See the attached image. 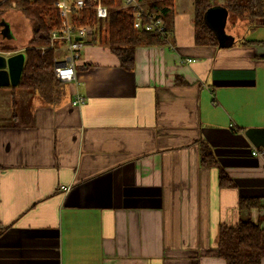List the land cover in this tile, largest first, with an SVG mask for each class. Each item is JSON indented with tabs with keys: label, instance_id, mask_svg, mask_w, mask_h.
I'll return each instance as SVG.
<instances>
[{
	"label": "crops",
	"instance_id": "0c3cea01",
	"mask_svg": "<svg viewBox=\"0 0 264 264\" xmlns=\"http://www.w3.org/2000/svg\"><path fill=\"white\" fill-rule=\"evenodd\" d=\"M186 1L133 70L88 39L78 82L0 86V264H229L221 228L264 219V18L197 44Z\"/></svg>",
	"mask_w": 264,
	"mask_h": 264
},
{
	"label": "trees",
	"instance_id": "16d2710c",
	"mask_svg": "<svg viewBox=\"0 0 264 264\" xmlns=\"http://www.w3.org/2000/svg\"><path fill=\"white\" fill-rule=\"evenodd\" d=\"M150 8L161 11L164 20L174 0H146ZM43 2H39L41 5ZM194 39L197 44L218 45L220 37L214 28L208 23L206 13L210 8L223 7L227 18L233 24L237 20L245 21L248 30L258 27L256 19L264 18V0H194ZM40 5L32 6L29 3L23 4L20 9L34 21V27L30 38L24 42L26 48L25 64L22 70L18 85L27 89H42L60 82L54 73V51L46 49L44 52L39 48L49 42V24L44 17ZM12 8L5 3L0 7ZM95 19V17H92ZM109 25V34L101 32L96 40L104 42L110 50L119 58L120 65L133 70L136 65L135 52L139 45H156L166 41L167 33L161 35L155 32L138 30L134 27L133 16L130 12L121 9L112 10L105 20H100L99 29L105 24ZM166 24V22H165ZM167 28V25H166ZM4 37L0 38L1 51H14L24 46L6 44ZM202 162L216 165L213 152L208 148H202ZM220 181L229 184L231 178L224 171H220ZM261 208L263 207L258 198H241L240 208ZM219 253L229 264H263L264 261V219L254 221L251 218L240 220L234 226L221 228Z\"/></svg>",
	"mask_w": 264,
	"mask_h": 264
},
{
	"label": "built area",
	"instance_id": "2783aa9c",
	"mask_svg": "<svg viewBox=\"0 0 264 264\" xmlns=\"http://www.w3.org/2000/svg\"><path fill=\"white\" fill-rule=\"evenodd\" d=\"M39 2L43 3L40 5ZM5 3L10 4L12 8L20 9L23 4L29 3L49 10L46 18L50 27L49 42L39 48L42 52L53 49L55 76L64 81L78 82L76 68L82 57V49L88 39L96 40L100 32L103 35L109 34V25L106 23L100 31L99 22L105 20L112 10L130 12L134 27L138 30L161 35L167 33L161 11L150 8L146 0H0V5ZM186 61L191 62L193 59L187 58ZM85 102L86 97L79 94L72 100L73 105ZM251 154L264 160V148L254 147ZM58 189L67 192L71 186L61 184Z\"/></svg>",
	"mask_w": 264,
	"mask_h": 264
},
{
	"label": "rangeland",
	"instance_id": "374dc122",
	"mask_svg": "<svg viewBox=\"0 0 264 264\" xmlns=\"http://www.w3.org/2000/svg\"><path fill=\"white\" fill-rule=\"evenodd\" d=\"M194 0H187V6L191 5ZM3 5V4H2ZM0 5V7L2 6ZM44 11L45 19L48 16L49 10L42 6L39 7ZM260 18L256 19V22H260ZM34 21L29 18L22 9L19 8H2V13L0 14V38L1 36L7 37L9 40L5 39L4 42L6 44H12L15 46H20L27 41L28 37L31 35L32 29L34 27ZM223 28L218 29V33L220 36H234L237 37L239 34L245 32L248 28V24L244 21L237 20L235 24L232 23L230 19L227 17L224 18V22L222 24ZM109 28V26L107 27ZM14 38V40H11ZM253 214L252 219H256Z\"/></svg>",
	"mask_w": 264,
	"mask_h": 264
},
{
	"label": "water",
	"instance_id": "95a60500",
	"mask_svg": "<svg viewBox=\"0 0 264 264\" xmlns=\"http://www.w3.org/2000/svg\"><path fill=\"white\" fill-rule=\"evenodd\" d=\"M226 17L227 13L223 7L210 8L206 13V19L208 23L214 28L223 45H229L233 42L232 37H222L218 33V29L223 28L222 24L224 22V18ZM24 64V52H17L9 56L0 53V86L17 84L24 68Z\"/></svg>",
	"mask_w": 264,
	"mask_h": 264
}]
</instances>
